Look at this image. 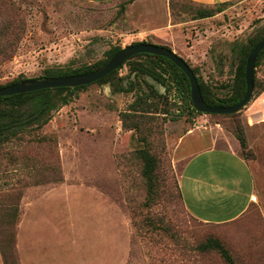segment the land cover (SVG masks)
I'll list each match as a JSON object with an SVG mask.
<instances>
[{
	"label": "rangeland",
	"instance_id": "1",
	"mask_svg": "<svg viewBox=\"0 0 264 264\" xmlns=\"http://www.w3.org/2000/svg\"><path fill=\"white\" fill-rule=\"evenodd\" d=\"M215 6L212 16L196 18L207 7L190 0H0V26L20 27L11 56L0 57V84L92 63L110 48L143 41L170 48L198 80L224 93L237 47L264 27V0H230L220 12ZM128 66L77 91L47 124L0 148V264H229L214 249L198 251L208 238L221 241L233 264H264L261 215L254 212L248 225L206 223L178 193L181 147L200 135L229 142L233 120L194 114L177 85ZM254 77L257 89L264 87V58ZM139 94L152 112L129 110ZM263 94L253 89L238 120L248 160L264 168V123L246 125L254 109L264 115ZM237 148L241 154L239 142ZM142 149L157 159L154 195Z\"/></svg>",
	"mask_w": 264,
	"mask_h": 264
},
{
	"label": "trees",
	"instance_id": "2",
	"mask_svg": "<svg viewBox=\"0 0 264 264\" xmlns=\"http://www.w3.org/2000/svg\"><path fill=\"white\" fill-rule=\"evenodd\" d=\"M131 1L132 0H126V3L128 4ZM226 2L227 1L218 2L215 3L213 6L216 5L215 10L217 12H220L223 10V4H225ZM206 7L207 8L199 9L197 11L196 18H206L213 15L214 13L213 10L209 6ZM122 8H124V6H122ZM19 30H20L19 26H13L7 23L0 26V57H2L4 60H8L9 57L11 56L10 48L16 45L18 39L17 35L19 34L18 33ZM263 38H264V27L260 32L250 37L246 41V43L237 47L238 57L233 72V76L230 81L224 84L225 88H227V86L229 87V89L226 92L216 93L212 91L206 84L198 80V78L196 77L202 97L207 105L231 106L236 104L242 99L246 89L244 72H245V63L247 56L250 50ZM136 43H146V42L140 41V42H134L132 44H136ZM120 49H121L120 46L110 48L108 51H106L105 57L97 59L92 63H82L77 67H67V68L47 67L43 69L42 74L38 77L16 78L12 81L0 84V88L25 79L62 77V76L90 72L105 65L112 57V55H114ZM263 58H264V49H262L258 54L255 63V68L260 64ZM126 64L129 65L128 66L129 72L133 71L139 75H147L153 78L154 80H156L157 82L161 83L163 86L168 87L173 84L177 85L185 93V96L189 101L188 107L190 111L193 112L194 114H203L195 110L194 107L192 106V102L190 100V85L185 73L168 58L162 56L153 55L149 53H138L130 57L128 60H126L119 68L113 70L105 77L93 83H103L106 81H111L114 77H117L119 70ZM192 71L194 72L193 69ZM90 84L76 86V87L66 86V87L46 88V89H40L26 93L13 94L9 96H0V148L3 147L5 142L9 141L11 138L14 137L17 138L23 133L31 132L47 124V122L50 120L52 112L57 110L62 105L67 104L72 99L73 95L77 93V91L87 87ZM257 85L258 82L254 77V87H253L254 92L256 93L257 91V94H260L264 91V87L260 86V88L257 89ZM121 90L124 89L122 88ZM128 108L133 112L142 111V112H147V114L149 112H152L153 110L150 109L148 101L145 98H143V95L140 94L137 96V99H135L129 105ZM241 109L235 113H226V114L204 113V114L226 116L233 120L231 122V125L229 126V129L239 142L241 148L240 156L243 157L245 160H248L249 144L244 132V128L242 127L240 121L238 120V114L241 111ZM128 115L129 113H125V116ZM129 128L135 129L137 128V126L133 125V127H129ZM140 152H141L140 157L143 160L142 173L149 185L150 194L153 193L154 195L158 185L156 182V175H155L158 166L157 159L149 151V149H142ZM177 188H178L180 200L183 204L182 195L178 185ZM196 248L200 253H204L214 249L229 264H233L232 257L229 254L228 250L224 247L221 241L216 238H208L206 241L199 243L196 246ZM3 257L6 260L4 253H3Z\"/></svg>",
	"mask_w": 264,
	"mask_h": 264
},
{
	"label": "crops",
	"instance_id": "3",
	"mask_svg": "<svg viewBox=\"0 0 264 264\" xmlns=\"http://www.w3.org/2000/svg\"><path fill=\"white\" fill-rule=\"evenodd\" d=\"M190 1L213 6L230 0ZM260 110L248 113L247 127L255 128L264 123ZM185 136L190 135H183L181 143ZM199 137L205 142L195 141L190 147L185 142L180 151L177 150L185 160L178 173V182L187 211L196 219L212 224L245 219L248 225L254 212L264 221V168L240 156L234 137L226 143L217 142L215 135ZM249 141L252 147V140Z\"/></svg>",
	"mask_w": 264,
	"mask_h": 264
},
{
	"label": "water",
	"instance_id": "4",
	"mask_svg": "<svg viewBox=\"0 0 264 264\" xmlns=\"http://www.w3.org/2000/svg\"><path fill=\"white\" fill-rule=\"evenodd\" d=\"M262 49H264V38L250 50L247 56L244 72L246 82L245 93L239 102L231 106L207 105L202 97L197 78L186 61L171 49L150 43H136L122 47L119 51L112 55L105 65L90 72L62 77L25 79L8 86L1 87L0 96H9L46 88L87 85L105 77L113 70L119 68L130 57L138 53H149L168 58L185 73L190 85V100L195 110L201 113L214 114L235 113L244 107L251 98L254 87L255 63L258 54Z\"/></svg>",
	"mask_w": 264,
	"mask_h": 264
}]
</instances>
